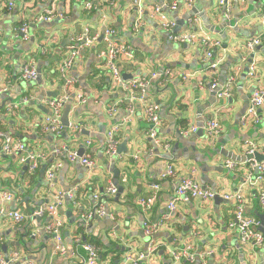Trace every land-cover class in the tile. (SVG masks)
I'll return each instance as SVG.
<instances>
[{
  "label": "crops",
  "instance_id": "obj_1",
  "mask_svg": "<svg viewBox=\"0 0 264 264\" xmlns=\"http://www.w3.org/2000/svg\"><path fill=\"white\" fill-rule=\"evenodd\" d=\"M87 1L15 0L11 11L0 6V87L7 88L0 96V191L14 198L4 201L0 197V209L5 213L18 210L25 216L16 224L0 215V254L17 252L19 262L32 264H83L87 257L83 245L90 242L95 246L91 244L95 240L98 264H128L126 257L143 253L154 240L157 253L140 264H169L172 251L188 247L191 253L203 255L201 260L208 264H264V243L255 246L239 242L237 229L231 227L234 204L222 198L241 192L246 217L258 223V232L262 222L264 228V204L259 201L264 175L261 182H255L257 173L248 165L249 159L264 162V108L259 125L241 124L252 93L264 89V45L253 51L246 48L249 39L264 33V0L233 1L228 19L218 10V0H193L191 4L140 0L139 6L134 0H97L92 10L85 11ZM172 2L176 3L174 11L166 7ZM52 5L55 17L37 22L35 19ZM155 6L173 21L176 32H196L218 42L212 60L204 61L199 46L169 42L152 17ZM189 21L195 25L189 26ZM24 22L29 25L26 41L18 32ZM104 28L114 29L119 42L128 47L129 54L116 62L124 79L149 78L146 102L136 103L133 115L120 103L126 95L113 86L110 71L102 62ZM85 30L98 38L68 76L77 79L75 90L85 95L86 102L65 105L71 107L69 128L63 127L55 136L44 130L46 118L51 116L47 100L61 94L64 81L59 67L73 38ZM211 62L218 63L216 70H209ZM29 63L37 72L34 82L20 78ZM250 69L253 77L249 76ZM166 70L171 76H158ZM153 73L158 79H150ZM183 75H188L186 81ZM231 76L234 81L229 97L220 98ZM213 82L217 83L215 90L211 89ZM146 104L159 109L163 121L160 136L169 144L167 151L160 145L155 147L148 138L149 124L143 113ZM114 105L115 111L110 112ZM9 107L14 109L8 111ZM164 110L167 118H163ZM211 120L222 129L215 138L207 137L203 130ZM113 127L117 129V149L114 156H107L106 131ZM192 128L197 132L181 134ZM8 138L26 143L27 152L3 154L2 143ZM124 144L125 150L118 154ZM250 144L254 147L251 156ZM54 148L78 154L82 151L90 155L94 167L88 170L64 155L55 156ZM29 155L46 156L33 174L28 172L27 161H21ZM228 160L235 164L233 170L225 167ZM57 162L60 167L49 186L45 172ZM169 165L174 179H161ZM187 179L210 188L216 196L209 201L178 202L168 223H163L152 238L147 237L145 218L159 221L176 188ZM115 182L117 192L110 196L107 189ZM154 183H159L158 201L143 215L138 199L150 196ZM58 193L63 195L57 210L65 221L62 244L67 253L63 256L54 252L55 241L46 230L51 217H31L39 205L52 204ZM95 196L104 206L105 216L95 214L90 220H82L83 215L95 210Z\"/></svg>",
  "mask_w": 264,
  "mask_h": 264
},
{
  "label": "built area",
  "instance_id": "obj_2",
  "mask_svg": "<svg viewBox=\"0 0 264 264\" xmlns=\"http://www.w3.org/2000/svg\"><path fill=\"white\" fill-rule=\"evenodd\" d=\"M15 0H0V6L5 8L8 11H11L14 8ZM44 1V0H42ZM97 0H88L84 3V10L90 11L95 7V2ZM233 1L237 3H245L246 0H218L217 8L219 11L223 12L225 18H230L231 16V6ZM185 4H191L193 0H182ZM134 4L139 6L141 5L140 0H134ZM163 7V6H162ZM166 7L174 11L176 10V3L172 2L166 5ZM53 5L51 8L45 10V14L38 16L35 20L37 22H49L55 16ZM154 19H157L161 29L166 33L167 39L169 42L178 45H196L199 46L203 52V59L206 62L212 60V50L214 47L219 46L218 42L211 40L210 38L201 37L196 32H176V26L173 21L169 20L166 15L162 12L161 7L155 6L153 9ZM264 18V12H263ZM189 26H194L195 24L192 21H189ZM18 32L22 36L23 40H28L29 37V25L24 22L18 28ZM97 35H90L88 30H85L83 33L76 35L72 43L67 47V54L62 64L59 67V73L64 81L62 86L61 94L54 100H47V106L50 110L49 117L46 118V125L44 130L51 131L55 136H59L63 130L61 124V115L62 110L66 104L78 103L84 104L86 102L85 95L81 91H76L75 87L77 86V79L69 77L68 73L72 70L76 63L81 61L84 57L85 50L89 49L92 46V43L97 40ZM103 41L105 44V52L102 54V62L106 68L110 71L112 84L113 86L121 89L126 97L120 103L125 107L126 112L129 115L134 114V105L136 103H145L147 99V91L150 86L149 78L137 77L126 81L123 78L121 69L116 65L118 58L121 55L129 54L128 47L120 43L117 38V33L114 29L104 28L103 29ZM264 45V33L249 39L246 42V48L250 51H253L258 46ZM218 63L211 62L208 65L210 71L216 70ZM209 71V72H210ZM159 77L165 79L168 76H171L169 70H166L164 73L158 74ZM249 76H254L253 69H250ZM20 78L26 82H34L37 78V72L35 68L30 63L25 65L21 71ZM158 79L156 74H152L150 79ZM188 75H183L182 80L186 81ZM234 81V78L231 76L227 82L226 89L219 94L220 98L229 97V87ZM217 83L213 82L211 84V89L215 90ZM7 91L6 87H0V96ZM117 106V105H116ZM116 106L109 108L110 112H114ZM264 108V89L255 90L249 101V105L241 118V124L247 125L252 124V126H257L261 123V113ZM14 107H9L8 111H11ZM144 117L147 123L149 124L148 138L152 140L155 147L162 146L166 151L169 149V144L161 139L160 133L162 130V118L159 115V109L154 104H146L143 109ZM77 129V127H74ZM198 129L192 128L188 131H182L181 134H187L188 132H197ZM204 133L209 138H215L221 133V126L215 120H211L206 123L203 128ZM117 129L115 127L110 128L106 131L105 138V148L104 154L107 156H114L117 149V140L116 133ZM89 144V143H88ZM252 148L248 154L251 156L254 153V147L250 144ZM28 148L26 143L20 141H12L10 138L5 139L2 143V153L11 156L18 155L20 153L27 152ZM55 156L64 155L69 162H77L88 170H91L94 167V162L91 159L90 155L83 154L79 155L75 151L61 150L58 148L53 149ZM46 160L45 155H29L28 159H21L22 162L28 161V172L33 174L39 167V165ZM250 169L256 171L257 176L255 177V182H261L264 175V162L257 164L253 159H249ZM60 164L57 162L51 165L45 172V179L49 186L53 185V180L55 178V172L59 169ZM225 167L228 170H233L235 164L231 161L225 162ZM175 172L173 168L169 165L166 172L161 176V179H174ZM153 193L146 198L138 199V206L143 215L148 214L153 206L156 204L159 198V183H154L151 185ZM117 192L115 185L111 184L107 189V193L110 196H113ZM216 196V193L212 192L210 188L200 186L197 182L192 180H183L178 187L176 188L171 200L167 203V211L162 215L161 219L156 222H151L147 219L143 223L144 233L147 237L152 238L154 234L161 228L163 223H168L171 219V213L174 211L175 206L178 202L189 201L193 199H202L204 201H209ZM0 197L4 201H14L13 196L9 192H1ZM70 197V196H69ZM222 198L226 201L232 202L234 204L233 218L234 223L231 224V227L237 229L239 236V242L242 245L253 244L255 246H261L264 243V236L257 231L258 223L245 215V204L244 198L241 195V192H237L234 195H222ZM96 205L93 213L83 215L82 220H90L93 215L98 217L105 216L104 206L98 201V197L95 196ZM63 200L62 193H58L54 198L52 204H41L36 207L31 214V217H43L45 215L51 217V222L46 228L48 233L53 237L54 252L60 256H63L67 253V248L62 244V233L65 227V221L59 216L58 208L61 207ZM259 201L261 204H264V191L259 195ZM3 209H0V215H6L14 223L20 224L25 220V216L18 210L12 212H7ZM84 251H86L87 257L83 260V264H98V250L95 246L90 244L83 245ZM158 246L151 240L147 246L146 251L139 253L138 255L126 257V263L128 264H140L142 261H145L148 257L157 252ZM203 255H196L194 252L191 253V248H185L181 250H175L170 253L169 264H178L181 261H185L188 264H194L196 261L199 264H208L205 259L201 260ZM200 259V261H199ZM0 264H32L31 262H19V254L17 252L12 253L11 255L3 256L0 254Z\"/></svg>",
  "mask_w": 264,
  "mask_h": 264
},
{
  "label": "water",
  "instance_id": "obj_3",
  "mask_svg": "<svg viewBox=\"0 0 264 264\" xmlns=\"http://www.w3.org/2000/svg\"><path fill=\"white\" fill-rule=\"evenodd\" d=\"M102 39V37H101ZM38 73H40L38 71ZM125 78V77H123ZM70 105L64 107L63 109V112H62V116H61V124L63 125L64 129L67 130L69 128V120H68V114H69V111H70ZM246 111V110H245ZM245 111L243 112V114L245 113ZM164 112V115H163V118H167L166 115H165V110L163 111ZM200 133L203 134V131L200 130ZM25 137H21L20 139H24ZM122 150H125V144L122 145L120 148H119V151H118V154L121 153ZM79 155H83L82 151H80ZM258 155L255 154L254 157L256 158ZM26 165L28 164V161L25 163ZM24 171L26 170V167H24L23 169ZM45 170V168L43 169ZM117 176V175H116ZM115 186H117V182H115ZM119 191H122V187H118ZM260 232H262L264 234V228H263V222L261 223L259 229H258Z\"/></svg>",
  "mask_w": 264,
  "mask_h": 264
},
{
  "label": "trees",
  "instance_id": "obj_4",
  "mask_svg": "<svg viewBox=\"0 0 264 264\" xmlns=\"http://www.w3.org/2000/svg\"><path fill=\"white\" fill-rule=\"evenodd\" d=\"M81 232V231H80ZM81 234V236L83 235L84 237H86V235H85V233L84 232H81L80 233ZM86 242V241H85ZM90 243V242H89ZM89 243H87V244H89ZM91 244H94L97 248H98V246H97V242L95 241V240H92V243ZM157 253V252H156Z\"/></svg>",
  "mask_w": 264,
  "mask_h": 264
}]
</instances>
